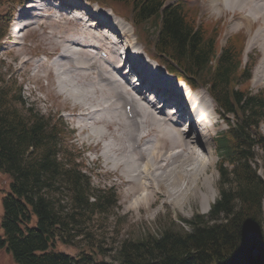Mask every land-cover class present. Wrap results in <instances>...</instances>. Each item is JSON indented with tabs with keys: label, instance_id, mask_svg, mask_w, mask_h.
<instances>
[{
	"label": "trees",
	"instance_id": "16d2710c",
	"mask_svg": "<svg viewBox=\"0 0 264 264\" xmlns=\"http://www.w3.org/2000/svg\"><path fill=\"white\" fill-rule=\"evenodd\" d=\"M100 1L129 10L137 33L154 37V54L186 83L205 88L227 125L213 139L218 197L208 215L194 214L187 228L171 224L122 239L114 264H264V134L259 131L264 92L248 91L242 37L234 35L221 46L219 30L197 23V13L179 1ZM9 17L10 12L0 14V42ZM64 128L62 121L50 122L24 107L20 86L13 91L0 86V171L10 177L2 198L0 247L18 264H97L91 254L75 259L54 249L55 239L71 245L81 234L71 231L80 229L82 217L108 211L116 196L112 188L91 186L79 151L60 148Z\"/></svg>",
	"mask_w": 264,
	"mask_h": 264
},
{
	"label": "bare ground",
	"instance_id": "6f19581e",
	"mask_svg": "<svg viewBox=\"0 0 264 264\" xmlns=\"http://www.w3.org/2000/svg\"><path fill=\"white\" fill-rule=\"evenodd\" d=\"M33 1H28V6L23 9V12L28 13L22 12V16H18L19 25L22 26V21L28 14V21L24 26L33 28L36 23L39 28L50 27L49 44L52 45L50 47H60V51L52 58L48 52L49 59L46 61L54 59L51 63L42 61L46 63V65L41 64L40 71L43 77L48 78L53 68L54 74L52 75H55L56 85L60 89L67 90L70 97L76 100V104L86 106L85 109L95 113L91 120L85 122L86 126L94 130L95 134L100 136L107 134L116 138L102 141L103 147L101 148L104 161L109 164V169L126 182L125 196L132 197L127 208L141 210L144 207L150 208L157 202L160 205L171 203L183 207L191 196L195 197L198 194V189L204 193V201L209 204L214 194L207 189L212 182L208 174L212 161L209 154L211 150L204 147L207 142L205 133L200 132L199 139L192 137L186 125L182 127L180 120L172 115L173 110L168 112L166 105L158 109L156 100L147 98L143 83H139L137 79L131 80L130 71L125 69L128 58H134L147 68L148 77L146 79L150 85H152L150 80H159L169 89V93H180L179 95L185 102L188 101L187 107L198 114L205 128V125L217 122V120H215L216 112L202 92L191 91L183 83L179 84L162 78L159 71H154L147 64L148 62H143L136 48L138 46L135 45L136 40L129 43L124 39L128 36L126 29L128 23L115 16L110 9L97 6L98 8L88 15L94 17L91 22L82 25V18L77 13L70 15L71 11L79 12L84 8L80 0H59L57 3L52 0L40 3L38 0L37 4H33ZM207 1L212 8L218 11L230 9L234 15L237 14L239 22L244 20L253 24L261 21L262 24L252 32L248 44L259 47L261 52L254 73V82L264 81V0L262 3L259 0ZM68 22L73 26H68ZM245 22L244 26L248 27ZM21 29L22 27L20 29L17 27L16 32L19 33ZM94 47L102 48L110 53L111 64L114 67L110 68L98 59L93 53ZM119 47H123V50L118 51ZM120 54L124 60H119ZM145 56L147 57L146 53ZM38 64L39 62H36V65ZM95 66L98 72L108 77L107 80L101 82L95 77L86 83L88 75L96 74L95 71H91V68ZM39 77L38 72L33 74L35 80ZM50 80L53 82V79ZM69 82L73 84L70 85ZM75 84L84 88L78 89V87L75 90ZM125 98L130 99L134 106L132 107L134 114L132 119L121 117L119 113L121 110L117 105V100L122 103ZM97 99L101 102L98 108L90 109V105ZM209 107L212 110H209ZM171 109L174 108L171 107ZM110 127L112 129L109 133L103 129ZM112 132L116 133L112 134ZM134 142L137 143V149L132 146ZM199 184L206 190L198 188ZM139 216L136 215L133 219L138 220Z\"/></svg>",
	"mask_w": 264,
	"mask_h": 264
},
{
	"label": "rangeland",
	"instance_id": "374dc122",
	"mask_svg": "<svg viewBox=\"0 0 264 264\" xmlns=\"http://www.w3.org/2000/svg\"><path fill=\"white\" fill-rule=\"evenodd\" d=\"M81 1L84 3V0ZM87 1L89 0H86V2ZM167 1L172 2L175 0ZM259 1L262 3V0ZM0 2V13L7 10H14V16L8 29L7 37H5L2 47L0 48V86L2 88L10 86L15 88L16 86H21L22 97L24 98L27 105L34 107L39 112V114L46 118L48 117L51 119V121L58 119V122H61L63 119L66 123L64 125H67L64 128V135L68 136L72 144L69 146V144L61 141L60 148L67 146V149H73L75 148V145L79 149L81 147L85 148L86 152L84 153L83 162L86 165L88 175L90 176L88 179L91 186L100 188L113 187L116 194L115 201L111 199L114 203L112 204V207L108 209V211L103 213H95L88 218L82 217L80 222L81 231L78 228L71 231L74 234L78 232H81V234L74 236L71 245H65L57 241L55 248L69 253L74 257H79L82 253L91 254L93 260L97 264H114V250L122 239H134L145 236L149 232H159L162 227H167L171 224L174 225L176 229L180 226L187 228L188 226L186 221L189 220L194 214L208 215L211 203H213L218 197L216 188L219 179L215 168L216 155L212 139L218 131L225 128L224 122L217 116V114L215 119L217 122H213L214 124L211 123L212 125H205V128L209 132V136L207 137V142L205 143L204 147L208 150H211L209 151V154L212 161V165L208 171L212 182L211 185L209 184L207 186V189L211 192V194H214L213 199L209 201V204L204 201V193L198 189V194L195 197L191 196V199L185 203L183 207L172 205L171 203L160 205V203L157 202L156 205H152L150 208L144 207L141 208V210L134 208L128 209L127 204H129L130 198L132 197L125 196L124 191L127 187L126 182H124V179L120 178V176L109 169V164L104 161L102 154V141L106 139L115 140L116 138H114V136H108L107 134H104L105 136L95 134L94 130L86 126L85 123L86 121L91 120V117H94L95 113L85 109L86 106L82 107L81 104H76V100L70 97V93L67 90L60 89V87L56 85L55 75H52L54 74L53 68H51L48 78L43 77L42 72L40 71L42 67L41 64L46 65V63L43 62L51 63L52 60H54L50 59L49 61H43V55H47L49 52L48 55H51L50 58H52L56 56L58 51H60V47H50L52 46L49 44V37H51L49 34L51 31L50 27L45 26L39 28L37 27L36 23L34 24L36 27L33 26V28L24 26L26 24L25 22L28 21L27 14L26 19L22 21V26H18L19 29L22 27L20 30L21 32H16V27L14 33L13 26L19 23V20L16 18H18V16H22L23 8L27 6L26 3L28 2H25V0H0ZM89 3L91 4L90 1ZM188 3V5L194 9L198 7L197 10L198 12L200 11L199 15L204 16L206 20H210L209 22L219 21V23H221L223 27V34L220 36L221 44L224 42L226 37H228L233 32H236V30H242L245 32L248 39L245 44L244 57L248 56L247 60L251 61V63L248 64L252 74L250 90L252 92H257L259 89H262L264 92V81L254 82L253 79L261 52L259 47L250 46L248 44V40L252 32L262 24L261 21L254 22L253 24H249L244 20H240L241 22H239L237 19V14L234 15L233 11L230 9L218 11L216 8H212L207 0H188ZM20 18L21 17H19V19ZM124 19L126 23H128L126 25L128 37L125 36V39L128 38L129 42L133 43L135 39L132 41V37H135V35L133 34V29L130 25L131 21L126 15ZM61 21L64 22V20ZM243 21L246 23V26L248 25V27L244 26ZM237 22L238 25L240 23L239 26L236 25ZM67 25L73 26V24H70V22H68ZM153 38L154 37L151 36V38L146 39V41L152 44ZM136 46H138L136 48L140 50V54L142 58H144L143 62H148L147 64H150L154 71L160 70L158 67H156V64L153 63V61L151 62L146 58L145 54L141 51L142 46L140 44H137ZM145 48L150 52L148 46ZM36 62H39V64L36 65ZM37 72L39 73L40 77L35 80L33 78V74ZM161 74L162 76L171 79V77H169L165 72L164 74ZM87 77L88 78L85 80L86 83H88V80L90 81L91 78L94 79L96 76L88 75ZM50 79H53V82ZM69 83L70 85L73 84V82ZM77 88L80 89L84 87L81 85L76 86L75 84L74 89L77 90ZM198 91L202 92L205 99L208 100L210 106H213L214 108L216 107L213 101H209L204 89H199ZM117 102V105H119L120 110L122 111L120 101L117 100ZM100 103V100L97 99L96 102H93L89 108H98ZM86 105L89 106V104ZM209 110L212 109L209 107ZM88 111L89 113L86 114ZM121 111L119 113L121 117H123V113H121ZM71 129L73 131H70ZM103 129L109 133L112 128L110 127ZM260 132L264 134V121L260 125ZM113 133L116 132H112V134ZM75 153H77V151H75ZM257 154L256 162L258 166H261L262 162L259 158L260 152L257 151ZM259 172H261V170ZM9 183L10 177L0 171V220L2 214V197L8 192ZM199 187H201V184H199L198 188ZM202 189L206 190L205 187ZM61 200L62 201L60 202L62 203L64 201V197H62ZM136 215H140V220L133 219V217ZM1 232L2 229L0 227V233ZM0 264H17L13 259L12 254L7 252L4 247H0Z\"/></svg>",
	"mask_w": 264,
	"mask_h": 264
}]
</instances>
